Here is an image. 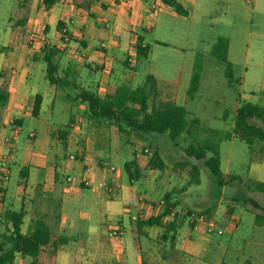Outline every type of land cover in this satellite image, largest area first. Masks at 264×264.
<instances>
[{"label":"rangeland","instance_id":"1","mask_svg":"<svg viewBox=\"0 0 264 264\" xmlns=\"http://www.w3.org/2000/svg\"><path fill=\"white\" fill-rule=\"evenodd\" d=\"M25 2L26 0H0V75L6 63L8 46L15 48L18 44L14 43L13 32L16 29L13 31L12 22L24 16ZM257 2L258 0L252 4L236 2L233 10H227L221 5L211 6L209 10L212 14L205 18L198 15L197 22L193 24L162 16L152 31L143 34L150 47V55L148 59L138 63L135 80L130 87L142 86L146 77L153 75L158 81L161 99L184 106L189 112V123L193 120L199 122L191 135L184 134L177 142H173L168 134H155L140 139L120 132L106 120L91 119L88 110L82 107L84 103L72 99L76 89L60 88L54 111L46 109L40 118L23 117V125L15 134L11 127L18 129L19 126L15 123H11L7 129V126H2L5 116L3 107H0V139L4 140L5 133L8 140L5 143L9 146L6 152L1 153L6 155L10 169V180L5 184L9 188V194L22 190L20 171L24 167L34 173L32 178L36 177V170L39 168L48 172L57 167L63 181L62 187L67 189L73 184L66 181L67 176H71L74 183L80 178L81 171L70 167L71 164L79 168L82 166L80 160H70V155H75L77 149L66 148L63 142L50 134L65 129L71 118H76L77 129L82 126L87 132L88 140L95 141L97 133L104 134L99 135L103 139L98 144L106 145L105 156L111 154L116 157L109 161L107 167L115 166L122 173L124 193L126 190L132 191L137 200L142 197L159 202L165 200V195L170 193L171 201L178 203L176 212L181 226L177 230L175 241L177 258L172 255L175 245H172L170 239L164 240L162 237L165 229L149 227L152 231L142 232L144 241L139 240L136 246L139 247L140 244L146 264H160L164 259L170 258L177 259L172 264H216L220 259H225L228 264H246L248 261L262 264L264 227L256 225L255 220L258 214L264 216V194L249 190L238 182L219 186L202 162L185 153V149L194 140L201 141L205 138L206 130L232 132L237 110L242 104L253 103L264 108V1L261 6H257ZM220 38L229 41L228 59L234 66L232 85H229L226 78L225 64L211 54ZM99 43V39L93 42L95 45ZM3 46L4 53L1 52ZM196 66L199 68L200 85L197 93L189 97L188 91ZM28 67L37 76L38 82L32 84L35 85L36 93H51L53 97L54 91L47 85L46 64L43 62ZM85 75L90 89L95 90V83L101 74L94 73L89 78V70L86 69ZM35 131L38 137L33 139L30 135ZM156 150L160 151L165 162L162 171L153 170L148 165L150 155ZM220 153L221 168L225 174H236L264 182V160L260 163L252 162L254 154L246 142L236 137L224 140L220 144ZM135 157L143 175L131 186L124 163L133 161ZM89 160L92 161L91 158ZM194 166L200 169L199 184L192 181L191 171ZM32 183L33 180L29 185ZM1 185L2 182L0 187ZM83 192L94 204L87 207L85 203L74 199L73 202L79 206L80 211L71 212L78 221L79 227L75 230V235L79 244L70 246L78 249L81 248L79 245L89 241L86 233L90 232L91 227H98V221L102 217L104 225L109 227H115L119 219L123 220V241L128 251L132 252L137 228L131 217L137 214V208H124L122 201L108 199L102 190L95 197L91 195L93 190ZM107 203L116 206L119 213H108L105 208ZM58 205L56 202V208ZM5 206L10 207L9 203L0 204V233L6 229L3 219ZM18 208L16 205L15 209L19 210ZM207 210L211 213H207ZM229 210L232 212L229 213ZM202 215L205 222H214L213 231H210L208 223H199L196 230L191 229L190 222ZM28 223L29 216L25 218L24 232L27 231ZM46 223L54 234L57 233L54 225ZM107 229V226L103 229L106 240L109 233ZM72 233L62 229L61 235L70 236ZM192 247L206 249L205 255L192 252Z\"/></svg>","mask_w":264,"mask_h":264},{"label":"crops","instance_id":"2","mask_svg":"<svg viewBox=\"0 0 264 264\" xmlns=\"http://www.w3.org/2000/svg\"><path fill=\"white\" fill-rule=\"evenodd\" d=\"M177 1L188 12L187 16L177 14L163 0H61L50 9L43 6L42 0H26L23 7L25 10L24 16L12 22V26L14 25L13 31L16 29L15 33L13 32V35L15 34L14 43L18 42V44L15 48L8 46L9 52L5 53L6 63L2 67L0 75V85L4 86L9 93L7 104L0 105L1 108L3 107V115L5 116L2 126H7V129L11 123H15L19 126L18 129L11 126L15 134L23 125V117L40 118L42 112L46 109L54 111L60 87L47 82V85H50L54 91L53 97L51 93L46 95L36 93L35 85L32 84L38 82L37 76L28 67L31 64L44 62L42 52L46 45L56 46L61 50L62 53L59 56L61 74L67 68L73 69L72 79L76 80L74 85L77 90L76 93L81 90H89L105 96L113 92V89L117 86L132 88L130 85L135 80V71L138 63L142 61L138 60L136 46L139 40H143L144 46L148 45L143 34L152 31L162 16L193 24L197 22L196 17L198 15L202 18L210 16L212 14V11L209 10L211 6L221 5L227 10H233L236 2H243L244 0ZM263 1L258 0L256 5L261 6ZM60 24L63 26L62 29H59ZM63 31L69 34V43L63 42ZM97 39L100 40V43L93 44ZM103 44L106 45L105 48L102 47ZM4 48V46L1 47L2 53H4ZM86 69L89 70V78L94 73L101 74L95 83V90L90 89L88 77L85 75ZM37 96H41L42 102L39 114L34 116L33 108ZM75 105L77 106V104ZM83 105L82 107L88 110V104L84 103ZM77 125L76 118H71L65 129L50 132L58 141L63 142L66 148L75 147L77 149L75 155H70V160H80L82 162L81 168L73 164L70 165L71 168L81 171L80 178L75 183L73 180L69 181V178L72 179L71 176H67L66 181L73 183L71 188L62 187L63 181L57 172V167L48 172L39 168L36 170V177L33 178L34 173L24 167L20 171L22 190L11 195L8 186L0 187V190H3L0 193V204L9 203L10 207L5 206V211H18L15 209L16 205L19 206V210L24 208L27 212L26 217L29 216L27 230L39 218H43L45 222H50L56 227L55 232L57 233L54 234L53 232L54 237L64 238L67 241L59 249L54 264H146L143 260V251L140 249V244L139 247H136L139 240L140 242L144 241L141 234H144L142 232L152 231L149 227L164 228L162 226L140 228L137 220H147L151 217L160 216L163 208L160 205L155 206L159 201L153 198L141 197L137 200L134 198L132 191L126 190V193H124L122 173L115 166L107 167L109 161L116 159V157L111 154L105 156L106 145L98 144L103 139L99 135L104 134L97 133L96 140L91 141L87 139L85 129L82 126L77 129ZM3 136L5 137L4 140L0 139V154L6 152L9 148L8 143H5V141H8L6 134L4 133ZM30 137L36 139L38 137L37 132H32ZM116 154L119 155L117 151ZM90 158L92 161L89 160ZM134 160L137 162L136 157ZM130 162L124 163L125 171V165ZM126 173L128 174L127 171ZM142 175L141 172V176L135 180H131L129 177L130 185L133 186L134 182L140 180ZM31 180H33V183L29 185ZM86 180L91 182L90 186L85 184ZM84 190H93L91 193L93 197L98 196V191L102 190L108 199L122 201L124 208L133 206L137 208V214L131 217L132 223L137 228V236L134 239L135 246L132 252L128 251L123 241V220L119 219L115 227H109L104 225L102 217L98 221L99 226L91 227L90 232L86 233L89 241L79 245L81 248L78 249L76 246H70V244H79L75 235V230L78 229L79 225L71 212L73 210L75 212L80 211L78 210L79 206L73 202L74 199L79 200L82 204L85 203L87 207L94 204L87 199ZM56 202L59 204L57 208L55 206ZM152 206H155V209H152ZM105 208L108 213H119L118 208L110 203H107ZM174 213L175 215L178 214L176 211ZM175 215L167 216L163 223L171 222ZM211 222L213 221L205 222L202 215L196 221L190 222V227L196 230L199 223L210 225ZM106 226L109 228L107 229L109 230L107 240L104 239L105 232L103 231ZM112 228L118 229V237L111 236ZM62 229L73 233L70 236L61 235ZM132 233H135V231ZM191 250L201 255H205L206 252V249H196L195 247H192ZM177 251L175 243V248L172 250L174 258H177ZM174 258L164 259L160 264H172V261L177 260ZM31 263V259L18 254L14 264ZM216 264L228 263L225 259H220ZM246 264L253 263L248 261Z\"/></svg>","mask_w":264,"mask_h":264},{"label":"trees","instance_id":"3","mask_svg":"<svg viewBox=\"0 0 264 264\" xmlns=\"http://www.w3.org/2000/svg\"><path fill=\"white\" fill-rule=\"evenodd\" d=\"M61 0H42L46 9L57 5ZM163 2L174 9L182 16H187L188 12L177 0H163ZM63 26L60 24L59 29ZM68 34V33H67ZM69 35V34H68ZM138 60L148 59L150 47L143 45V40H139L137 46ZM61 50L52 45H46L42 52V59L46 64V79L54 86L63 89H75L76 80L72 79V68H67L61 74L59 56ZM212 56L225 64V74L229 85L233 84L234 66L229 61V41L220 38L214 45ZM192 78L188 91L189 97L197 93L200 85L199 68ZM72 80H71V79ZM70 97V96H69ZM9 93L6 88L0 85V105L7 104ZM75 100L88 104V112L91 119L97 121H108L116 126L120 132L144 139L150 135L168 134L173 142L184 134L191 135L194 127L199 122L193 120L188 122L189 112L181 105L169 100L160 99L158 81L153 75H148L142 86L129 88L117 86L113 92L105 96L89 90H81L73 97ZM42 98L36 97L33 108V115L40 112ZM227 119V117L225 118ZM203 140H194L186 149L187 156L203 163L206 169L216 178L219 186L223 187L228 183L238 182L249 190H255L264 194V182L244 178L236 174H225L221 168L220 144L224 140L233 137L246 142L254 154L252 162H263L264 160V108L253 103L242 104L236 113L232 132H221L218 130H206ZM256 146H259L256 149ZM152 169L164 170L165 162L159 150H156L149 161ZM125 169L131 180L141 176L136 160L127 163ZM192 181L200 183V169L194 166L191 171ZM2 193L3 190H0ZM171 194L165 195V205L160 216L151 217L147 220H137L140 228L145 226H162L165 234L164 240H171L175 245L177 230L181 225L178 215L164 224V219L172 215L178 207L177 202L171 201ZM155 206H159L156 204ZM232 210H229L231 213ZM207 213L211 211L207 210ZM27 212L24 208L4 212L5 232L0 233V264H14L17 255L32 260L31 264H54L57 253L61 246L66 243L64 238L54 237L52 229L43 218L36 219L26 232H23V225ZM256 225L264 227V216L256 215Z\"/></svg>","mask_w":264,"mask_h":264},{"label":"built area","instance_id":"4","mask_svg":"<svg viewBox=\"0 0 264 264\" xmlns=\"http://www.w3.org/2000/svg\"><path fill=\"white\" fill-rule=\"evenodd\" d=\"M244 1L246 3H248V4H252V3L255 2V0H244ZM62 33H63V37H64L63 38V40H64L63 42L64 43H69L70 37L67 34V32L66 31H63ZM102 47L105 48L106 45L103 44ZM71 158H74V157H71ZM9 171H10V169H9L8 159H7L6 155L0 154V182H2L1 188H3L4 185L10 180ZM71 180L72 179L69 178V181H71ZM90 183L91 182L89 180H86L85 181V184L87 186H90ZM159 205L160 206L161 205L164 206L165 205V201L162 200ZM174 215H175V213L172 214V216H174ZM209 226L211 227L210 228V231H213V228H215L214 222H211ZM219 233L221 234L222 232L220 231ZM111 236L114 237V238L118 237L119 236L118 229H114L113 232L111 233Z\"/></svg>","mask_w":264,"mask_h":264}]
</instances>
